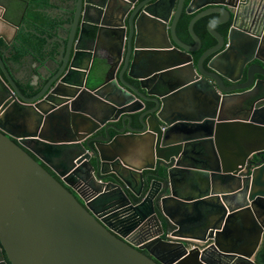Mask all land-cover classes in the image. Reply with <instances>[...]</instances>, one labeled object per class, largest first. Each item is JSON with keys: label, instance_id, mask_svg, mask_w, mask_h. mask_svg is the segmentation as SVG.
<instances>
[{"label": "water", "instance_id": "water-1", "mask_svg": "<svg viewBox=\"0 0 264 264\" xmlns=\"http://www.w3.org/2000/svg\"><path fill=\"white\" fill-rule=\"evenodd\" d=\"M117 1L66 0L59 17L68 26H53L61 47L47 59L54 69L31 97L14 82L0 47V264H159L155 255L166 264H258L264 32L230 28L225 43L215 29L227 18L224 4L191 17L188 44L176 31L184 0L174 14L140 5L126 23L120 5L132 8L135 0ZM12 9L0 0V21L9 22ZM211 12L219 17L206 30L216 43L194 60L201 38L193 25ZM103 29L115 40L112 59L97 56L96 30ZM235 34L247 40L233 50H250L239 66L228 60ZM91 69L105 72L93 89L84 83ZM225 78L240 82L226 86ZM188 100L209 108L180 110ZM14 107L34 111L33 132L7 130L2 117ZM193 177L192 194H178ZM72 179L93 199L81 203L67 187ZM177 228L200 235L172 239Z\"/></svg>", "mask_w": 264, "mask_h": 264}, {"label": "crops", "instance_id": "crops-1", "mask_svg": "<svg viewBox=\"0 0 264 264\" xmlns=\"http://www.w3.org/2000/svg\"><path fill=\"white\" fill-rule=\"evenodd\" d=\"M6 1L13 9L6 15L9 22L0 21V47H3L1 55L20 91L26 97H31L37 90L32 95L28 94V91L30 89L34 90V87L40 89L50 76L49 70L54 69L53 65L47 61L48 54L61 47V43L54 32L53 26L58 23L68 26L69 20H63V18L59 17L62 15V7L68 4L66 0ZM47 25H50V27ZM41 26H46L48 29ZM59 34L63 35L64 31L60 30ZM96 36L97 38L99 36L97 30ZM105 36L107 44L101 45V43H97L96 45V47L98 46L97 56L114 58L116 56V49L113 44L115 40L110 34H106ZM145 41L149 42L150 37L149 39H145ZM8 43L11 44L8 45ZM96 61L98 64L99 59H94L93 64H96ZM47 65H49L48 68L46 67ZM120 67L121 62L116 66L115 78H117ZM97 73L94 75L92 69L88 71L84 80L85 86L93 89L103 82L104 70L101 72L99 69ZM20 108L14 107L9 115L7 114L6 117H2L4 125L12 133L19 130L31 133L34 131L36 125L34 111L29 108ZM239 130L235 129V131ZM53 162L55 165L59 163L58 160H53ZM175 204L176 202L174 201H170L169 203L170 206Z\"/></svg>", "mask_w": 264, "mask_h": 264}, {"label": "flooded vegetation", "instance_id": "flooded-vegetation-1", "mask_svg": "<svg viewBox=\"0 0 264 264\" xmlns=\"http://www.w3.org/2000/svg\"><path fill=\"white\" fill-rule=\"evenodd\" d=\"M155 1L156 0H135V3L133 4L132 8H131L130 4L120 5L123 8V11L121 14V19L123 17L124 21L126 23L127 17L130 14L131 10L136 9L140 5H142L141 7H144L145 5L148 4L149 8L151 10H154L160 14H163V13L174 14L175 10L178 6V4H177L178 0H175L174 4H173V0H160L158 5H151L150 6V4L155 2ZM190 1L191 0H184L183 6H182V12H181L179 19L177 21V24H176V31L178 33V36L188 44H193V41H192V38L190 37V35L188 34V31H186L187 32L186 34H183L182 29L179 27V20L181 19V16L183 14H195V13L200 12L201 10H204L206 8L219 7L220 5H224V4H227V6H228L227 18L225 19L224 22L215 25V29L225 37V43H226L227 33H228V30L230 28H238L239 31L241 29H244L246 31H250V32L255 33V34L256 33L262 34L264 32V0H194L193 3L191 4L190 9L191 10L195 9V11L193 13H189L186 11V7ZM117 2H119V4H123V2L121 0H119ZM144 2H146V3H144ZM143 3H144V5H143ZM171 6H172V8H171ZM205 16L208 18V21H207V23H208L209 21H211L215 18H218L219 13L211 12ZM225 16L226 15L223 14V17H225ZM110 17H111V20H113V21H115V20L119 21L120 20L114 14H112ZM207 23H206V25H207ZM206 25H205V30H206ZM206 32H207V30H206ZM105 33L107 34L106 29L105 30L103 29L99 33L98 43H101V45L104 43L107 44V39L105 38L106 37ZM207 34L209 35L208 32H207ZM209 36L211 37V35H209ZM211 38L213 39L212 45H214L216 43V41L214 40L213 37H211ZM244 40H247V38H244V35L239 36L238 34H235L234 40L232 42L233 46L231 47L229 55H228L229 62L234 66H236V65L239 66L240 62L242 60H244L247 56L250 55L249 49L248 50L246 49V51H244L243 53H239V52L233 50L234 47H237V45L242 43V41H244ZM263 43H264V41H263ZM201 45H202V38H201ZM199 49L193 53V57L199 51ZM258 54L264 58V53L259 52ZM252 56H255V55L252 54ZM210 57L211 56L207 57L204 60V64L207 63V61L209 60ZM110 59H112V58H110ZM252 62L260 63L261 65H263L262 62H260L257 59H253ZM229 77L235 79L238 77V73L232 71L231 73H229ZM259 77H261V76L260 75L257 76V78H259ZM261 78H263V77H261ZM238 82H240V81L230 82L229 79H226V78L224 79V83L226 86H229V85H232V84H235ZM185 103L187 104V109H184L182 107L179 109L182 111H185L187 113H189L190 110L192 108L196 107L197 105H200V110H207V108H209L208 105H206L204 103L192 104V101H190V100L186 101ZM263 157H264V155H263ZM51 161L52 160H50V162ZM44 166L48 170H50L48 165H44ZM195 179H197V178H195V177H193L191 179L189 178V181L187 183L180 184L179 188H177L178 194L184 195V196L191 195L192 192L194 191V189L191 187V184L192 185L196 184ZM199 181L202 182L201 179ZM72 185H73V187H70L68 185H67V187L81 203H84L85 199H88L89 201L93 199L92 193L90 192V190H88L86 188L84 182L78 181V180H73ZM170 201H172V200H170ZM170 201L168 203H170ZM95 208L97 209V205H95ZM257 216L260 217L261 223H264V208L258 207V215ZM237 229H240V234L244 235L243 225H240ZM199 235H200L199 232L196 230H191V231L190 230H180L179 228H177L173 231V235L171 237H172V239H186V240L193 241V239L196 240V237H198ZM243 238L247 241V243L250 240V237L247 235H245ZM167 246L172 247V245H167ZM258 249L259 250L256 254V260L255 261L258 264H264V241H263L262 245L261 244L259 245ZM140 250L142 252L148 254L144 248H141ZM152 258L155 261H157L159 264H166L169 260L168 258H166L165 256L163 257L162 255H155V257H152Z\"/></svg>", "mask_w": 264, "mask_h": 264}, {"label": "trees", "instance_id": "trees-1", "mask_svg": "<svg viewBox=\"0 0 264 264\" xmlns=\"http://www.w3.org/2000/svg\"><path fill=\"white\" fill-rule=\"evenodd\" d=\"M193 15L194 14H183L181 16V19L179 20V27L182 29L183 34L187 33L186 32L187 31V25H188V22ZM207 21H208V18L206 16H204V17H201L200 19H198L193 25V29H194L195 33L198 34L202 38V45H201L199 51L195 54L194 60H196L198 58V56L205 49H207L208 47H210L213 44V39L207 34V32L205 30V25H206ZM34 92H36V91L30 89V91H28V94L32 95V94H34Z\"/></svg>", "mask_w": 264, "mask_h": 264}]
</instances>
